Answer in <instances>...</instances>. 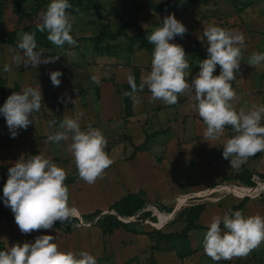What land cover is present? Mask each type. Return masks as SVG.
<instances>
[{
	"label": "rangeland",
	"instance_id": "rangeland-1",
	"mask_svg": "<svg viewBox=\"0 0 264 264\" xmlns=\"http://www.w3.org/2000/svg\"><path fill=\"white\" fill-rule=\"evenodd\" d=\"M50 2L51 0H0V97H3L0 107L8 97L6 90L17 91L27 87L28 82L31 81L28 78L30 75L28 71H31L33 74L31 84L36 85V88L41 86L43 90H97L94 93L97 97L95 98L97 123L101 124L104 119L103 112L98 108V90L107 87L111 90L131 92L127 79L129 75L135 77L137 87L142 83L143 78L151 71L153 53L140 49L138 44L131 41V37L145 30L152 32L169 14H174L175 18L187 28V32L182 37L175 36L169 42L178 44L184 49L190 65L189 78H187L190 82L200 71V61L208 58L207 39L204 38L203 42L200 39L203 37L204 28L211 23L242 33L244 45L241 49L240 68L236 79H239V76H244L245 79L250 78L252 85L246 89L260 88V90L255 94L250 93L245 98L240 96L238 99L236 96L234 101L248 104L258 102V105L260 103L264 105V62L255 66L249 65L250 57L254 52L264 53V0H68L71 8L67 11L73 23L70 35L76 40V44L65 43L63 46L52 44L47 38V32L40 33L36 29L37 24L41 23V14L47 10ZM14 11L32 16L29 19L19 20ZM27 28L31 29L30 32H36L38 48L44 50L45 57L58 56L54 63H42L35 68L31 65L25 67L23 63L19 66L13 64V56L22 55L17 45L23 34L27 32ZM99 34L104 37L98 41L84 40ZM114 35L117 37L112 39ZM5 64L11 65L10 71L4 70ZM14 66L16 69L20 68L17 70L21 74L19 78L11 75ZM56 70L62 73L58 87L53 86L50 79V72ZM219 74L220 66L217 65L213 75ZM93 76L99 79V84L93 82ZM240 81H242L241 78ZM258 81L259 84L256 85ZM147 89L148 87L145 86L143 90ZM125 98L127 103L128 96ZM126 113L110 128L101 125L93 126V128L99 129L107 138L105 151L117 150L118 155L123 153L122 156L128 158L132 150L128 146L134 147L139 143H134L133 139L136 137H131L132 130L136 131L134 136L142 139V134L148 133L149 127L141 126L142 124L137 121L134 122V128L132 127L130 131L128 129L130 126H127L125 120L128 116ZM32 115L41 122L42 119L47 120L49 116L48 112L41 108L39 112H33ZM261 124L264 126V119ZM6 125L5 119L0 120V207L5 206L3 187L8 178V169L20 158L27 160L32 155L43 154L66 170L65 182L79 178L74 157L69 151V145L72 142L70 139L59 143L46 139L47 141L44 142L40 136L43 131L36 128L37 131L34 136L32 135L29 143L23 138L22 129L17 130L21 135H17L19 139L9 141L5 136L10 133ZM82 130H86V127ZM48 131H51V128ZM163 133L165 134L163 142L160 143L157 140L153 143L155 145L148 148L163 145L167 155L163 158L162 165L171 160H174L176 164V159L182 160V151L178 149L183 144L181 127L173 129L170 135L167 131ZM233 135L234 131L230 133L231 137ZM225 136L226 133L222 135L224 142L227 140ZM194 154L198 155V152ZM158 158L157 162L160 163L162 158L160 156ZM221 161L227 167L230 165V161L224 159L223 156ZM229 167L232 170L231 166ZM263 167L264 153H257L249 157L240 166L239 171H233L222 177H212L211 182L204 183L203 180L197 190L183 191L175 207H168L163 203V201L169 202L166 197H170L172 193L159 191L156 193L157 201L145 202L148 205L147 208L156 204L171 213L179 207L174 219L162 223L157 216L148 218V214H145L142 222H131L128 225L136 232H143L146 237L138 236L131 241L125 237L123 230H117L110 235H103L102 251L99 240L96 241L95 231L91 230L97 227L98 218L90 221L74 217L76 221L71 224L73 232H78L75 229L84 228L85 230H80L77 236L74 234L68 237L67 244L80 247L81 251L88 252L95 259L97 257L96 264H264V242L247 256L220 261H214L207 256L203 245L204 236L212 218L222 217L233 207L242 204L240 211L245 216L255 214L264 216ZM202 176L204 178L203 174L198 173L190 177L192 179L194 177L195 180L201 179ZM184 177L186 175L178 174L177 183H182ZM192 179H189V182ZM172 185L175 187V184H171L170 181L168 187ZM231 186H234L233 190L238 194H227L221 191L222 187ZM183 199L187 200L182 202ZM143 200H145L144 197ZM194 210L202 211L200 213V215L203 214L202 222L198 221L199 228L185 235L183 230L189 223L190 214ZM112 211L114 210L110 209L102 215H113ZM146 223L147 225L144 226L143 224ZM221 228L223 229V224ZM92 241L93 244H91ZM188 252L190 254L186 256Z\"/></svg>",
	"mask_w": 264,
	"mask_h": 264
},
{
	"label": "clouds",
	"instance_id": "clouds-1",
	"mask_svg": "<svg viewBox=\"0 0 264 264\" xmlns=\"http://www.w3.org/2000/svg\"><path fill=\"white\" fill-rule=\"evenodd\" d=\"M71 4L68 0H51L47 10L41 14V23L36 29L47 32L48 40L56 45L65 43L75 45L76 40L70 33L73 23L68 13ZM187 28L178 21L174 14H169L154 28L147 37L154 45L151 71L137 87L135 77L128 76L132 96L143 91L147 86L154 100H162L167 105L178 102V95L191 93L194 90L196 110L206 125L204 140L219 139L225 126H231L234 135L223 144L222 156L230 161L231 168L239 171L249 157L264 153V105L253 104L250 109L237 110L232 101L236 92L232 88L234 75L240 68L241 49L244 36L238 30L225 29L209 24L203 30V42L207 39L208 58L200 61V71L188 82L190 65L182 46L169 41L175 36H183ZM17 47L22 55L13 56V64L25 67L31 65L54 63L58 56L48 58L44 50L38 48L36 32H25ZM43 57V58H42ZM264 62V53L254 52L249 65L255 66ZM220 74L213 75L216 66ZM4 70L10 71L11 65L5 64ZM59 70L50 72L53 86L61 83ZM94 83L99 84L96 76ZM42 94L39 88L25 87L20 92H13L0 107L12 138L18 129H27L33 123V112H39L42 105ZM67 102V101H62ZM76 118H64L54 134L48 136L50 141L59 143L71 138L69 151L81 180L93 184L104 177L105 170L114 161L105 151L107 140L103 133L90 125L82 130ZM56 124L49 122V127ZM67 172L53 163L43 154L32 155L29 159H18L9 169L8 178L3 187V198L6 206L14 213L15 223L22 234H29L40 229H52L56 221L65 223L78 215V210L69 205V190L65 185ZM223 224V229L221 228ZM52 235L38 236L34 242L13 244L7 250L0 251V264H96L94 256L86 251L79 253L62 252L54 242ZM264 242V216L260 214L245 216L242 211L229 210L222 217L212 218L204 236V251L212 260H231L234 257L247 256Z\"/></svg>",
	"mask_w": 264,
	"mask_h": 264
},
{
	"label": "crops",
	"instance_id": "crops-1",
	"mask_svg": "<svg viewBox=\"0 0 264 264\" xmlns=\"http://www.w3.org/2000/svg\"><path fill=\"white\" fill-rule=\"evenodd\" d=\"M12 69H14L11 74L12 77L19 78L21 74L17 70L20 68L16 69L14 66ZM28 73H30L28 78L29 80L31 79V81L30 83L28 82L27 87L36 88V85L31 84L32 72L28 71ZM237 73L238 72H235L234 75H238ZM239 75L243 74L239 73ZM240 78L242 81H240ZM249 79H245L244 76H239V79H236L237 81L234 80L231 82L232 88L236 92L238 99H240V96L245 98L250 93L255 94L260 90V88L257 90H247L246 88L252 85ZM188 82L191 83L190 81ZM258 84L259 81L256 82V85ZM37 88L40 89L43 97L41 109L48 112L49 116H47V120L42 119V122L39 119L33 118V115L29 117L33 119V123H31L26 130L22 129L23 138L28 141V143L31 142L32 135H35L37 131L36 128H40L43 131L42 134L40 133V136L42 140L46 142L49 133L54 134V131H61L59 124L64 118H76L78 114H81L79 115L81 129L84 127L87 129L89 125L91 127L101 125L105 128H110L111 125L116 124L118 122L117 120H120L126 112L128 116L125 120L127 121V126H130L128 128L130 131L133 125H135L134 122L137 121L142 124L141 126L147 125V127H149V132L142 134V139H140L139 136H134L136 131L134 129L132 130L131 137H136V139H133L134 143H139L135 144L134 147H131L132 145L128 146L132 149L128 158L122 156L123 153H119L118 155L117 150H106L114 163L105 170L102 179H97L96 182L91 185L80 178L64 182L69 190V205L78 210V215L76 217L82 218V216H86L95 211L104 213L110 210L112 205L120 199L129 194H137L139 192H143L145 202H150V200H158L156 198V193L159 191H170L169 193H172L171 196L166 197L169 202L166 203L163 201V203L168 207H175L183 191L197 190L199 189V184H202L203 180L205 181L204 183L208 181L211 182L213 181L212 177H222L225 174L236 171L230 169L229 166L231 165L227 167V165L225 166L221 161L223 144L225 143L222 135L216 140H204L206 125L196 110L194 90L191 93L178 95L177 103L167 105L162 100H154L149 89L138 91L132 96H128V102L126 103L124 95V92H126L125 90H111L105 87L103 90H98V108L103 112L102 117L104 119L100 124L97 123L98 116L96 114L95 103V98L97 99V97L94 95L97 90H43L41 86ZM19 91L22 90H6V95L10 96L13 92ZM2 101L3 97H0V102ZM232 103L237 110L241 108L247 110L250 109L253 104L258 105V102L248 104L235 102L234 100ZM2 119L5 118L3 114L0 113V120ZM52 120H55L56 124L51 127V131H48L50 128L49 122ZM177 127H181V133L183 135V144L178 148L182 151V160L176 159V164H174V160H171L162 165L164 161L163 158L167 155L165 154L163 145H156V147L153 146L151 149L148 147L155 145L153 143L157 142V140L162 143L163 136L165 135L163 132L167 131L170 135L173 133V129L176 130ZM6 129L9 132L7 125ZM231 132H233L231 126H225L223 135L226 133L225 137L229 139L231 138ZM17 135L21 136L20 132H18ZM5 136L9 141L20 138L18 136L12 138L10 133H7ZM69 139L71 140V138ZM195 152H198V155H195ZM159 156L162 158L160 163L157 162L159 161ZM198 173L203 174L204 178L202 176L201 179L194 180V177L193 179L190 177ZM178 174L182 176L186 175L182 183H177L176 176ZM189 179L192 180L189 182ZM170 181L171 184H175V187H173V185L170 188L168 187ZM202 219L203 214L199 216V219L194 225H200L197 222L199 221L201 223ZM143 225L146 226L147 223ZM75 230L80 232V230L85 229L81 228ZM91 230L95 231L96 241L98 242L99 240L100 249L102 251V241L104 239L102 230L99 227H95ZM117 230H123L125 237L129 238L131 241L138 236H145L143 232L133 233L121 228ZM78 232L75 233L72 230L70 233H64L62 229L52 228L47 230L40 229L29 234H22L15 221L0 218V243L4 245L6 250L16 243L23 244L24 242H34L38 236L52 235L55 238L54 242L58 245V250L62 252L71 251L78 253L81 252L80 247L69 246L67 244L68 237L74 234L77 236ZM91 244H93V241Z\"/></svg>",
	"mask_w": 264,
	"mask_h": 264
},
{
	"label": "trees",
	"instance_id": "trees-1",
	"mask_svg": "<svg viewBox=\"0 0 264 264\" xmlns=\"http://www.w3.org/2000/svg\"><path fill=\"white\" fill-rule=\"evenodd\" d=\"M14 8H15V4H14ZM14 13L16 14V16L18 17L19 20L22 19H29L32 15L31 14H26V13H22L19 11H14ZM30 28H27L26 31L30 32ZM151 34L150 30H145L142 32H138L136 34H134L131 37V41L134 42L135 44L139 45L140 49H146L149 53H153L154 51V45L151 44L147 37ZM118 35V34H117ZM117 35H114L112 37V39H115L117 37ZM104 36L99 34L96 37L93 38H85L84 40L87 41H98L99 39H102ZM4 90L2 89V92ZM249 176V175H248ZM247 183V181H246ZM249 184V183H248ZM143 192H139L137 194H129L126 197L120 199L118 202L114 203L111 207V209H113L120 217H131L133 216L136 212H138L140 210V208L145 204V201L143 200ZM243 205H238L236 207H233L231 210L232 211H236V210H240L241 207ZM202 211H193L190 214V219H189V223L187 224L186 228L183 230V233L186 235L188 232H190L191 230L194 229H198L199 227L194 225V223L199 219L200 213ZM0 218H4L6 220L9 221H15L14 220V213H11V209L8 206H3L0 207ZM96 225L97 227H99L103 234H108L110 235L114 230L117 229H124L125 231H129V232H133L136 233L135 230L131 229L130 226L128 225L129 223H123L121 221H119L116 216L112 215V214H108V215H102L101 211H95L91 214H88L86 216H82V219H88L90 221L96 219ZM76 221L74 218H71L69 221L65 222V223H61L60 221H56L53 225L52 228H56V229H62L64 233H70L72 231L71 224ZM6 250L4 245L2 243H0V251ZM190 254V252L186 253L185 255L188 256Z\"/></svg>",
	"mask_w": 264,
	"mask_h": 264
},
{
	"label": "built area",
	"instance_id": "built-area-1",
	"mask_svg": "<svg viewBox=\"0 0 264 264\" xmlns=\"http://www.w3.org/2000/svg\"><path fill=\"white\" fill-rule=\"evenodd\" d=\"M209 191V190H208ZM213 191V190H211ZM222 192H225V187H222L221 189ZM219 192V191H218ZM227 194H232V193H227ZM191 197V196H190ZM190 199V198H189ZM188 199V200H189ZM187 199H183L181 200L182 202H184ZM181 203V202H180ZM148 205L145 204L143 205L140 210L138 212H136L133 216L131 217H120L115 211H112L113 215L116 216V218L123 222V223H131V222H142L144 218H142L145 214H148V218H152L157 216L158 219L162 222V223H166L167 221H171L174 219L175 215L172 217H169L170 212H167L166 210H164L163 208L159 207L156 204H153V206L151 208H147ZM152 211V212H151ZM173 212V211H172ZM153 213V214H152Z\"/></svg>",
	"mask_w": 264,
	"mask_h": 264
},
{
	"label": "bare ground",
	"instance_id": "bare-ground-1",
	"mask_svg": "<svg viewBox=\"0 0 264 264\" xmlns=\"http://www.w3.org/2000/svg\"><path fill=\"white\" fill-rule=\"evenodd\" d=\"M233 188H234V186H231V187H225V191L227 192V193H235V191L233 190ZM253 190V189H252ZM255 191V190H254ZM257 191V190H256ZM216 192H218V191H216ZM220 192V191H219ZM235 194H238V193H235ZM180 205V204H179ZM178 205V206H179ZM178 208L179 207H177V209H175L173 212H171L169 215V217H172V216H174V215H176V213H177V211H178ZM174 214V215H173Z\"/></svg>",
	"mask_w": 264,
	"mask_h": 264
}]
</instances>
